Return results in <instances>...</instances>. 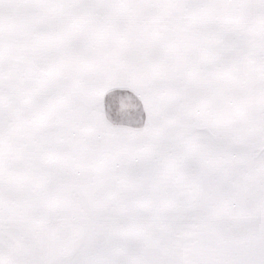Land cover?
<instances>
[{
	"label": "snow or ice",
	"instance_id": "6c2138e0",
	"mask_svg": "<svg viewBox=\"0 0 264 264\" xmlns=\"http://www.w3.org/2000/svg\"><path fill=\"white\" fill-rule=\"evenodd\" d=\"M0 264H264V0H0Z\"/></svg>",
	"mask_w": 264,
	"mask_h": 264
}]
</instances>
